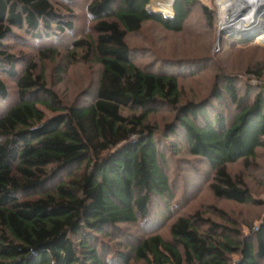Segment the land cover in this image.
<instances>
[{"label":"trees","instance_id":"trees-1","mask_svg":"<svg viewBox=\"0 0 264 264\" xmlns=\"http://www.w3.org/2000/svg\"><path fill=\"white\" fill-rule=\"evenodd\" d=\"M151 1L0 0V264H264V217L246 233L229 215L217 222L197 211L175 217L170 238L151 234L123 250L105 241L173 196L170 151L204 162L217 198L261 204L230 165H254L264 147V85L220 72L210 96L182 103L178 76L137 63L127 38L148 22L183 31L197 8L209 25L214 15L200 0H176L166 17L147 9ZM83 8L89 32L79 36ZM14 37L25 49L36 42L37 56L10 49ZM59 43L70 64L98 65L90 102H66L39 71ZM246 72L264 80V60ZM163 107L177 114L159 135L150 115Z\"/></svg>","mask_w":264,"mask_h":264},{"label":"rangeland","instance_id":"rangeland-1","mask_svg":"<svg viewBox=\"0 0 264 264\" xmlns=\"http://www.w3.org/2000/svg\"><path fill=\"white\" fill-rule=\"evenodd\" d=\"M152 1L147 7L149 10L157 11L153 9L154 4L164 8L161 0L154 1V4ZM200 1L213 12L212 25L207 23L199 8L194 9L184 30L180 32L166 31L156 22L146 23L140 33L131 34L127 38L129 45L139 51L136 53L137 63L141 62L142 66L146 65L144 68L149 70L175 73L180 80L182 103L190 100L199 101L210 96L215 76L220 72L237 74L243 81H249L253 85H264V80H259L246 72L257 61L264 60V32L256 31L250 35H239L236 31L227 29L223 31L219 42L220 19L217 0ZM77 13L79 16L77 15L76 35H87L90 23L87 11L83 8ZM13 39L6 41L10 49L17 51L26 48L21 38ZM55 46L61 48L58 49L60 56L52 61H42L39 58V71L43 70L48 75L50 84L55 86L66 102L73 103L78 99L80 102H90L99 81L98 65H87L82 60L70 64L67 58V50L70 47L63 43ZM37 48H39L38 44L32 42L31 48L25 49V53L36 57ZM151 48L159 53L161 59H166L168 62L152 63L153 60L147 53ZM171 61L188 62L178 65L171 64ZM1 105L3 104L0 102V108ZM41 108L45 111L47 118L54 115L45 107ZM131 112L128 109L124 110L125 114ZM176 114V111L170 107H163L150 115V122L160 129L158 134L162 135L166 133L168 124L175 120ZM257 153L255 164L250 167H245L242 161L230 165L232 176L241 177L254 198L261 201L259 205H239L214 195L209 186L211 173L204 162L201 160L191 162L186 148H183L176 156L170 151L168 153L171 157L169 172L173 196L167 197L163 203L154 201L151 204V214L146 220L135 224H124L120 228L125 232L124 236L114 234L113 239L106 238L107 245L113 250H123L135 239L151 234L157 233L170 238L172 220L178 215L197 211L204 212L206 217H212L217 222H222V217L229 215L242 226L244 232L248 233L250 229L248 223H259L264 217V147L259 148Z\"/></svg>","mask_w":264,"mask_h":264},{"label":"bare ground","instance_id":"bare-ground-1","mask_svg":"<svg viewBox=\"0 0 264 264\" xmlns=\"http://www.w3.org/2000/svg\"><path fill=\"white\" fill-rule=\"evenodd\" d=\"M161 2L163 7L172 5L169 9H163L153 3V8L174 14L175 0H161ZM216 2L219 7V27L223 31L231 29L239 35H250L256 31L264 32V0H217ZM232 8L234 11L231 13H234L229 15L228 12ZM173 14L169 16H173Z\"/></svg>","mask_w":264,"mask_h":264},{"label":"water","instance_id":"water-1","mask_svg":"<svg viewBox=\"0 0 264 264\" xmlns=\"http://www.w3.org/2000/svg\"><path fill=\"white\" fill-rule=\"evenodd\" d=\"M176 1V0H175ZM148 9V8H147ZM149 10V9H148ZM151 13H162V12H155V11H151V10H149ZM232 11H234V8H232L231 10H229V15H232L233 13H231ZM163 14V13H162ZM166 17H174L175 16V12H174V14H173V16H169V15H166V14H164ZM222 35H223V29L220 27V29H219V42L221 41V39H222Z\"/></svg>","mask_w":264,"mask_h":264},{"label":"built area","instance_id":"built-area-1","mask_svg":"<svg viewBox=\"0 0 264 264\" xmlns=\"http://www.w3.org/2000/svg\"><path fill=\"white\" fill-rule=\"evenodd\" d=\"M254 228L257 229V226H255Z\"/></svg>","mask_w":264,"mask_h":264},{"label":"clouds","instance_id":"clouds-1","mask_svg":"<svg viewBox=\"0 0 264 264\" xmlns=\"http://www.w3.org/2000/svg\"><path fill=\"white\" fill-rule=\"evenodd\" d=\"M164 15V14H163Z\"/></svg>","mask_w":264,"mask_h":264}]
</instances>
